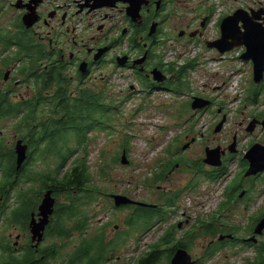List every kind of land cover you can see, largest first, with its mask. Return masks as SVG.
Listing matches in <instances>:
<instances>
[{"label": "flooded vegetation", "instance_id": "flooded-vegetation-1", "mask_svg": "<svg viewBox=\"0 0 264 264\" xmlns=\"http://www.w3.org/2000/svg\"><path fill=\"white\" fill-rule=\"evenodd\" d=\"M186 3V0H0L1 51L10 60L20 53L19 43L27 42L23 53L27 58L35 57L39 61L38 72L31 76L34 83L43 79L46 83H55L52 77L62 74L75 80L76 84L84 85L93 78L107 79L123 69L135 73L141 80L140 86L147 85L142 90L148 93L162 89L177 94L173 86L185 85L187 68L192 61L188 59L175 67L176 61H165L164 53L159 54L157 50L167 43L184 39L185 29L177 33L171 25L163 27L162 22L171 23L177 7ZM166 11L167 18L162 19ZM24 18L28 23L36 19L28 26ZM5 68L9 79L0 84L8 94H0V102L1 96L13 98V91L22 84L21 80L10 84L17 69L14 62H8ZM155 68L166 75L163 82L154 80L151 71ZM34 83L20 100L27 101L28 96L38 93L32 89ZM259 87H264V81ZM135 91H138L136 85L130 83L125 98L129 99ZM201 96L209 98L211 104L194 110L192 99L182 103L191 110L192 117L206 112L214 114V105L222 111V105L215 97ZM44 101L48 102H41ZM251 116L258 122V119H264V111ZM3 119L19 123L13 136L16 142L22 139L28 151L26 160L18 168L16 142L9 148L0 147V223L5 221L7 228L11 226L17 231L14 239L13 232L7 236L0 232V264H51L48 256L40 252L58 250L54 242L43 245L53 233L61 237V250L66 248V239L78 237L71 250L74 257L70 258L69 254L67 259H58L57 264H264V232L256 233L257 224L264 219V205L261 204L262 211L258 214H255L257 211L242 213L248 219L245 224L231 216L246 199L245 210L255 207L250 203L249 193L262 173L245 176V172L250 164L246 152L256 143L264 144L257 139L249 143L247 151H239L240 140L236 134L227 145L219 143L211 147L206 144L210 135L178 132L166 142L162 155L143 178L144 196L136 199L139 204L118 208L121 211L128 209V213L109 234L105 226L110 222L101 223L103 225L95 230L90 227L92 217L84 205L88 200L85 197L72 205L76 208L72 216L59 211V208L64 209L61 204L66 197L60 201V195L64 193L63 173H57L56 167L52 169L56 172L51 171L57 177L56 183L53 179L52 183L43 181V170L33 173L32 166L42 151L38 147L43 149L45 141L35 144L33 140L38 133H32L28 126L20 124L33 118L22 114L0 115V120ZM226 119L227 115L223 113L221 120ZM253 126L251 123L247 130H253ZM21 129L24 131L18 134ZM43 136L39 133V137ZM198 142L203 143L205 152L209 148H218L222 163H205L206 153L191 157L190 150ZM234 156H239L234 179L226 180L222 185L223 193L213 208L202 211L198 197L206 191L199 190L200 184L206 182L210 184L211 192H217V185L227 175L228 163ZM149 175L146 183L145 178ZM125 193L131 195L128 190ZM47 194L55 198L54 211L41 237L36 235L33 239L32 222L34 218L39 221V206ZM64 225L73 226V230L61 233ZM132 235L136 236V243L129 247L127 242ZM130 253L135 256L130 257Z\"/></svg>", "mask_w": 264, "mask_h": 264}, {"label": "rangeland", "instance_id": "rangeland-1", "mask_svg": "<svg viewBox=\"0 0 264 264\" xmlns=\"http://www.w3.org/2000/svg\"><path fill=\"white\" fill-rule=\"evenodd\" d=\"M186 2L185 5L182 4L177 7L171 23L168 21L162 22L163 27L171 25L177 33L180 29H185L187 32L183 35L184 39L174 44L167 43L157 50L159 54L164 53L165 61H176L175 67L182 65L190 57L195 58L194 68H189L187 71L186 78L190 85L183 86V89L186 90L184 96L158 89L152 91L146 97L145 94H142V86H140L142 83L138 76L123 69L107 79L93 78L84 85L76 84V81L67 75L66 77L61 75L62 83L70 94L77 93L82 88L96 87L92 89L106 91L107 96H109L108 99H114V103L120 106V112L116 114V118L112 122L114 130H93L89 134L87 147L81 146L76 156L82 159V166H85L90 172L92 189L96 187L94 191L97 194H100L97 192L98 188H104L123 194L126 190H129L131 192L129 197L134 199L144 196V188L141 187L143 178L153 168L156 159L162 155L161 152L166 147V142L178 132L187 130L188 127L194 129L192 133H203L205 137L210 135L211 139L206 144L211 147L219 143L227 145L235 134L240 140L239 151H247L249 143L256 139L264 143V119H258L253 130H247L248 125L254 120L251 114L264 111V87L260 91L259 102H252L251 100L246 102V83L252 84V67L250 61H244L239 57V54L245 49L238 47L222 54L206 44L207 40L220 36L222 16L234 12L237 8H264V0H186ZM210 7L211 11H209ZM163 14L166 16H163L162 19L167 18L168 11ZM206 15H209L210 18H208L205 28L200 32L201 21ZM196 29H198V32L190 36L188 31ZM196 55H198L197 58ZM7 56L1 51L0 46V59H5ZM18 65L19 63L14 62V66L17 68L14 72V78L17 75H24L18 70L20 67H27L28 63L22 61V64ZM19 79L22 84L13 91L11 101H18L21 96H26L29 85L31 86L34 83L31 80ZM0 81L1 84L4 83L1 76ZM262 81H264V78ZM130 83H134L136 90L138 89L141 92L135 91L129 99H126L125 94L129 93ZM56 84L57 82L52 83L44 90L43 97L53 94ZM39 86L40 81L36 80L32 88L35 93L41 88ZM14 87L10 86V88ZM253 87L254 83L252 84ZM203 94L215 97L218 100L217 103L222 105L220 106L222 111L219 112L217 106L214 105L212 108L214 114L206 112L204 115H194L192 117L191 112L188 114L190 116L188 123L181 122L177 116L182 108V103L187 99H192L193 95ZM33 95L28 96L27 99H30ZM48 102H42L41 110L44 116L38 115L39 119L52 117L48 115ZM141 105L142 107L137 109ZM239 109L242 112H239ZM223 113H226L227 119L221 130L217 131V124ZM18 124V122L11 120H0V146L9 148L16 142L13 135L16 133ZM221 138H226V140L223 141ZM123 145L129 147L128 158L131 161L129 164L118 162V156L120 157L122 153ZM204 153H206L205 147L200 142L196 143L190 150V155L194 158L201 157ZM238 162L239 156H234V159L228 163V173L217 185V192H211L208 189L210 184L206 182L200 184L199 190L206 191L198 197L202 203V211H210L213 208L214 203L218 201L223 193L222 185L225 184L226 180L234 179L235 171L239 166ZM72 164L73 162L70 160L67 167ZM56 165L57 159L53 154L42 155L34 162L32 166L33 173L41 172V170L51 171ZM65 170L66 167H64L63 173H65ZM100 196L101 199L99 200L84 203L92 217L89 224L95 230L103 225L101 223L110 222L105 226V231L111 234L114 232L115 224L120 225L123 218L126 217L128 209L124 211L115 210L108 204L105 195L101 194ZM249 197L250 203L255 204V207L245 210L243 206L248 202L246 199L231 215L232 219L241 224L248 221L242 213L257 211L255 214H258L262 211L261 204L264 205V172L260 179L255 180L254 189L249 193ZM63 200H65L64 194L60 195V201ZM4 223L5 221L0 223V232L6 236L13 232L14 239L17 231L11 226L7 228V224ZM50 237L43 245L54 242L58 247L57 254H52L54 257L49 258L51 264H57L58 259L69 258L74 243L77 241V235L65 240L66 248L63 250L60 249L62 241L59 234L53 233ZM133 243H136L135 235L129 237L127 242L129 247ZM131 250L133 251V248ZM129 255L130 257L135 256L134 253Z\"/></svg>", "mask_w": 264, "mask_h": 264}, {"label": "trees", "instance_id": "trees-1", "mask_svg": "<svg viewBox=\"0 0 264 264\" xmlns=\"http://www.w3.org/2000/svg\"><path fill=\"white\" fill-rule=\"evenodd\" d=\"M26 62L28 63L27 67H21L19 72L23 74L32 72L35 74L33 70L36 69L38 60L28 59ZM27 76L31 75L27 74ZM56 80L62 84L61 76L57 75ZM42 83L40 90L43 92L46 89L45 80ZM50 85L51 83H48V86ZM55 90L48 97V115L52 117L38 121L39 124L42 126L47 125V127L31 129L30 131L38 133L33 140L35 144H40L42 140L45 141L43 149L38 147L42 150L38 153L39 156L53 154L59 159L57 166L59 172L72 160L73 164L70 167H66L64 173L63 192H65L67 197L66 201L61 204L64 209L59 208V211L62 214H75L76 208L72 206L75 202L86 196L94 197V193L88 189L91 180L90 172L85 166H82L83 161L81 158L76 157L75 152L82 145H88L90 131L94 129L102 131L111 127L113 122L111 120L116 118V114L119 113L120 109L114 103V99H108L109 96L104 90L84 88L74 95H71L69 90L63 86ZM41 99L44 100L47 97L29 102L11 101L9 98H5L0 103V115L20 114L23 110L24 113L22 114L25 117L38 116L40 114L44 116L40 105ZM39 133H43L44 136L42 138L39 137ZM59 172L57 171V173ZM56 178L50 172L43 174L41 177L43 181L51 179L56 181ZM70 231V229L61 227V233L67 234Z\"/></svg>", "mask_w": 264, "mask_h": 264}, {"label": "water", "instance_id": "water-1", "mask_svg": "<svg viewBox=\"0 0 264 264\" xmlns=\"http://www.w3.org/2000/svg\"><path fill=\"white\" fill-rule=\"evenodd\" d=\"M261 18V11H254V15L250 16L243 9L236 10L233 14L225 17L221 24L222 35L220 38L209 41L208 45L215 46L219 48L221 52L232 49L235 46L245 44L247 46L246 52L243 54L245 58H251L255 62V80L258 82L264 76V24L258 20ZM36 19V18H35ZM33 19V21L35 20ZM32 21V22H33ZM240 21H243L242 26L245 30L240 29ZM32 22L28 23L24 18V23L31 25ZM230 36L233 38L231 41L228 39ZM156 79H162V72L158 69L153 70ZM8 74L6 73L5 78ZM209 100L197 97L194 100L193 107H201L207 105ZM224 120H222L217 126L216 130H220L223 125ZM26 144H22V140H19L16 146L17 151V161L20 165L27 157ZM218 149L208 150V157L206 161L212 164H220V156ZM248 157L250 159V167L246 172V175L256 174L264 169V145L255 144L248 152ZM124 161V157H123ZM125 196H118L119 200H125ZM54 198L50 194H47L43 199V202L39 206V221L35 218L32 222V233L34 234L33 239L36 235L41 237L44 231L50 214L53 212L54 208ZM264 228V220H262L257 228L256 232H262Z\"/></svg>", "mask_w": 264, "mask_h": 264}]
</instances>
